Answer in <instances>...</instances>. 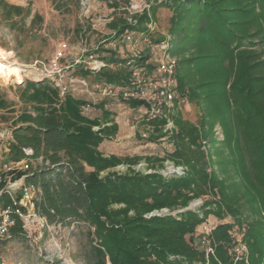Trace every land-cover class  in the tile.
Masks as SVG:
<instances>
[{
  "label": "trees",
  "instance_id": "obj_1",
  "mask_svg": "<svg viewBox=\"0 0 264 264\" xmlns=\"http://www.w3.org/2000/svg\"><path fill=\"white\" fill-rule=\"evenodd\" d=\"M105 1L118 7L116 1ZM0 5L13 28L26 25L32 15L30 5L6 0ZM161 5L171 16L167 33L155 35L149 24ZM132 20L115 16L109 23L113 38L147 33L164 44L176 57L177 97H187L199 109L195 122L173 118L177 130L169 158L184 173H146L133 166L140 158L104 154L100 145L119 130L112 111L100 103L102 114L90 116L91 110H84L89 102L71 92L62 95L48 78L18 85L25 107L5 143L0 171L4 164L26 160L29 168L15 177L25 174V181L41 190L37 205L49 223L90 225L95 255L90 264H207L197 228L211 214L231 220L213 229L215 254L208 264H264V0H162L134 13ZM37 21H43L38 12L31 23ZM97 52H107L100 55L105 67L92 72L76 65L74 71L119 92L137 85V68L151 77L159 70L160 61L154 66L148 51L130 64L116 48ZM127 101L134 108L144 106L147 114L145 99L130 96ZM13 105L0 90V120L15 112ZM163 115L149 121L166 124ZM148 159L151 167L164 166L165 158ZM122 163L129 168L115 171ZM198 199L203 200L199 211L189 208ZM11 202L8 193L0 195L1 205ZM163 207L184 210L148 216ZM236 233L247 247L246 257L238 260ZM25 235L17 217L7 239Z\"/></svg>",
  "mask_w": 264,
  "mask_h": 264
},
{
  "label": "rangeland",
  "instance_id": "obj_2",
  "mask_svg": "<svg viewBox=\"0 0 264 264\" xmlns=\"http://www.w3.org/2000/svg\"><path fill=\"white\" fill-rule=\"evenodd\" d=\"M6 1L23 6L30 5L32 15L27 19L26 25L19 24L13 28L5 20L3 6L0 5V50L7 53L0 57V63L17 66L21 70L20 78L16 76H11L7 80L0 78V90L7 98L13 100L12 108L15 109V112L7 115V119L0 120V125L13 126L17 114L25 107L19 97L18 85L24 80H42L46 77L43 74L42 63H47L54 57L62 41H66L69 46V57L63 61L65 65L70 64V59L73 58H90L92 53L95 56L106 55L107 52H97L101 47L116 48L122 57L128 59L136 58L137 52L139 56L141 52L148 51L154 66L165 57L171 56L164 44H156L155 37H150L147 33L146 35L134 33L131 34L132 39L126 37L122 41L113 38V30L109 27L115 16L125 14L132 22V15L136 13L138 6L142 10L149 9L152 4L162 0H112L118 3V7L111 6L105 0ZM36 12L41 14L43 21L31 23ZM170 16L169 8L161 5L154 17L155 23L149 24L152 29L154 28V34L167 33ZM111 65L115 66L113 63ZM74 68L76 65L66 67L63 74V80L69 88L68 92L91 103L89 115L92 117L102 114V108L98 107V104L104 103V108L112 111V117L119 125L118 132L100 145L101 151L106 155L116 154L137 160L140 158L133 166L146 173L156 169L164 175L175 174L173 169L175 164L169 158L175 149L173 140L177 130L173 118L180 116L184 120L195 122L199 116L198 107L187 97H177L176 84L172 83L171 87L175 94L173 105L163 112L168 121L166 124L151 122L144 106L134 108L121 94L116 96L104 94L103 90L100 91L96 87L92 77H85L88 85H83L78 81L79 77H82L81 73L75 72ZM144 72L137 68L136 78L146 77ZM152 74L158 77L159 70ZM214 130L216 133L221 132L219 126ZM4 150L5 142H0V163L4 162ZM155 157L165 158L164 166L151 167L152 161L148 158ZM7 166L4 164L2 167L5 175L10 174ZM128 166V163H122L114 170L125 172ZM194 203L196 200L192 201L189 207L198 209L199 206ZM209 220L216 226L222 222H229L231 218L219 219L211 214ZM91 230L93 231L90 225L75 222L71 225L61 224V227L54 223L43 227L32 226L26 229V235L22 239H2L0 252L7 261L15 264H50L56 260H60L62 264H90L89 262L92 260L93 263L95 258Z\"/></svg>",
  "mask_w": 264,
  "mask_h": 264
},
{
  "label": "built area",
  "instance_id": "obj_3",
  "mask_svg": "<svg viewBox=\"0 0 264 264\" xmlns=\"http://www.w3.org/2000/svg\"><path fill=\"white\" fill-rule=\"evenodd\" d=\"M88 1V0H86ZM142 8L138 6L136 8L137 12H142ZM128 39H132L130 33L126 36ZM68 43L62 41L59 44V47L56 50V53L52 59L47 63H42L43 74L50 79L55 86L60 89L62 95L68 92V85L65 80H63V74L66 67H73L75 65H83L85 69H88L92 72H98L101 68L107 65L106 60L102 59L99 55L90 54V58H73L70 59L71 63L65 65L64 60L68 56ZM138 56L137 54H135ZM134 58L129 59L128 63L130 64ZM1 65V63H0ZM176 58L168 56L160 61L159 65V76L151 77L146 76L144 78H138L137 85L131 90L117 91L111 86L96 84L97 88L107 95H120L124 98H129L130 96H138L142 99H145L149 105L147 108L148 118H156L160 115H163L164 110L170 109L174 101V91L171 87V84H175V70H176ZM43 78V79H44ZM83 85H88V82L85 77H79ZM173 85V84H172ZM92 109L91 103L84 105V110L89 112ZM13 138V128L0 125V142H9ZM28 154L32 153L31 149H26ZM8 165V166H7ZM8 171H13L12 173L4 174L3 171H0V195L5 192L8 193L12 202L8 205L0 204V241L4 238H8L11 233L12 226L16 223L17 217L22 219L24 222L25 229L32 226H49V221L41 212L40 207L37 205L41 201L42 192L34 184L27 183L25 181L26 175L22 174L19 177H15V174L19 170H27L29 168V163L26 160H21L17 162H10L6 164ZM124 167V166H123ZM125 168V167H124ZM175 174H183L184 168L181 165L173 166ZM2 185V187H1ZM203 203L202 199L196 200V206H200ZM191 208V207H189ZM193 208V207H192ZM196 209V207H194ZM184 209L172 210L168 207H163L161 209H155L148 216L151 215H167V214H177L178 212ZM198 210V209H197ZM199 211V210H198ZM54 225L61 227V223H54ZM197 231L201 243L205 247L206 256L208 258L207 264L209 263L210 255L215 254V246L211 242V234L215 226L212 225V222L209 218L205 219L198 226ZM238 244L233 248L236 255V260L239 258L246 257L247 247L242 242V234L236 233ZM0 264H15L7 261L0 252Z\"/></svg>",
  "mask_w": 264,
  "mask_h": 264
},
{
  "label": "bare ground",
  "instance_id": "obj_4",
  "mask_svg": "<svg viewBox=\"0 0 264 264\" xmlns=\"http://www.w3.org/2000/svg\"><path fill=\"white\" fill-rule=\"evenodd\" d=\"M7 53H4L0 50V57L4 56ZM20 68L17 66H9L4 63L0 65V78H4L5 80L9 79L11 76H16L18 78L21 77Z\"/></svg>",
  "mask_w": 264,
  "mask_h": 264
}]
</instances>
